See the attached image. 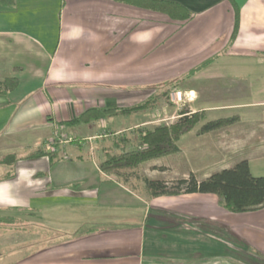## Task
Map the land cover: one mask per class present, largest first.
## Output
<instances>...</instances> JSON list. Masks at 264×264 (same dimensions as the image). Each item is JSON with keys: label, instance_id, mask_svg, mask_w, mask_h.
<instances>
[{"label": "crops", "instance_id": "0c3cea01", "mask_svg": "<svg viewBox=\"0 0 264 264\" xmlns=\"http://www.w3.org/2000/svg\"><path fill=\"white\" fill-rule=\"evenodd\" d=\"M158 1L191 15L172 20L113 0L0 1V80H18L0 95V264H264V206L232 213L213 194L149 196L140 177L166 170L154 163L142 174L139 166L122 175L100 170L105 153L119 152L118 135L157 126L161 113L173 118L160 98L129 123L113 116L58 125L90 108L159 97L207 61L167 96L191 91V113L264 107L237 97L264 91V70L245 67L264 63V0ZM196 81L237 100L204 103ZM226 118L228 126L195 133L196 149L245 156L257 176L251 158L264 162V116ZM57 133L70 143L41 155Z\"/></svg>", "mask_w": 264, "mask_h": 264}, {"label": "trees", "instance_id": "16d2710c", "mask_svg": "<svg viewBox=\"0 0 264 264\" xmlns=\"http://www.w3.org/2000/svg\"><path fill=\"white\" fill-rule=\"evenodd\" d=\"M1 2L6 0H0ZM142 9L165 14L172 20H186L190 13L177 3L158 0H113ZM239 13L235 9L234 26L230 36L232 43L238 33ZM210 61L191 70L185 76L167 84V88L190 79L196 72L206 66ZM18 84L15 77L0 80V95L11 92ZM171 89V88H170ZM169 89V90H170ZM162 94L168 100V92ZM157 95H151L144 101L130 107L112 108H90L83 111L79 116L68 120L60 121L58 125L72 127L74 125L86 124L91 121L101 120L113 116H129L149 109L157 103ZM205 111H181V117L172 124H159L153 127H140L133 131L130 138L124 134L118 135L117 139L122 140V146L117 153H105L104 160L99 162V168L107 175H122L126 170H133L141 163L162 158L164 156L179 152L177 145L180 138L191 132L196 126V134L201 135L228 126L233 118H218L207 121ZM71 141H73L71 139ZM132 143L131 147L127 146ZM50 152L42 151L41 155H49ZM41 155H34L39 157ZM160 170H164L161 168ZM133 174V173H132ZM144 188L149 196L179 195V194H213L221 206L232 213H243L256 210L264 206V176H253L250 172L248 162L240 160L233 166L211 173L203 179H197L192 173L186 178H180L171 185L163 180L140 177Z\"/></svg>", "mask_w": 264, "mask_h": 264}, {"label": "rangeland", "instance_id": "374dc122", "mask_svg": "<svg viewBox=\"0 0 264 264\" xmlns=\"http://www.w3.org/2000/svg\"><path fill=\"white\" fill-rule=\"evenodd\" d=\"M245 67H247L249 70H256V72L261 74V71L264 70V63L263 65L262 64L258 65V64H255L254 61H247ZM252 77L253 76H251L250 78ZM194 84L197 86V88H200L201 90H203L202 94H204V96L202 97V100H204V103H207V104L227 103L231 99H234L237 96L236 95L233 97L230 93L223 95V93L225 92L219 91L218 89H212L213 87L211 86V84H208L206 82L202 83L200 81H196ZM176 87L184 88L183 82L178 84L177 86L169 87L165 91L169 90L170 88L172 89ZM256 88H258V86ZM241 96H242L241 101L246 100L248 101V103H253L254 101H257V100H264V91L263 92L245 91L242 93V95L237 96L238 99H241ZM237 97H236V100H237ZM158 98H160L159 99L160 106L162 105L163 107H165V109L174 111V113L172 114L173 118L169 119L168 121L167 119H164V117L161 116L162 115L161 113L160 116L157 117V119H159L157 121L158 125L163 124V123H168V124L175 123L181 117L180 115L181 111L186 110V111H189V113H191L190 110H193L191 109L193 108V105L189 104V102L191 101L187 102L181 108H178V106H174L172 103L166 100V96L165 94L163 95L162 92H160ZM194 99H195V96L193 94V100ZM189 106H191V108H189ZM194 110L199 111L196 109ZM204 114H205L206 120H213L214 118H218V117L226 118V116H231V117L264 116V107L254 108V109L253 108L252 109H224V110H219V111H215L211 113L204 112ZM129 116H121L120 118L121 122L122 123L131 122L134 116L133 117L132 116L129 117ZM198 127L199 125L196 126V128L193 129L191 132H188L187 134L183 135L180 138V140L177 143L179 147V152L164 156L159 159L141 163L139 165L138 170H136V173L142 174L146 166L152 165L154 163L158 165L159 167H165L166 170L162 171L161 173H157V174L147 172V174L149 175V178L155 179V180L171 178L169 181H167L169 185H171L172 183H174L175 180L180 179L179 175L182 173L186 175H189L190 173H192L195 177L201 179L206 174L209 175L222 168L232 166L236 162L240 161L241 159L246 158L245 156L242 157V155H235V154L219 155L215 153V151L213 150H212V154H205L209 152L207 151V149L205 148L200 149V150L196 149L195 139H197V137L195 136V133ZM69 132L71 133L72 131L69 130ZM207 142L208 141H204V144H207ZM8 159H11V158L9 156L5 157L4 159L5 162H9ZM251 159H252L251 161L252 164L254 163L253 169H252L254 174L257 176H264V162L259 161L261 159L260 156L256 155L255 157ZM221 163H226L227 166L220 167ZM138 181H139V178H138Z\"/></svg>", "mask_w": 264, "mask_h": 264}, {"label": "built area", "instance_id": "2783aa9c", "mask_svg": "<svg viewBox=\"0 0 264 264\" xmlns=\"http://www.w3.org/2000/svg\"><path fill=\"white\" fill-rule=\"evenodd\" d=\"M169 101L174 105L181 108L187 102L193 100V93L191 91L185 92L181 90H173L168 96ZM70 143V139L64 136L59 135L58 133L49 139L46 143V150L49 152H54L58 147L65 146Z\"/></svg>", "mask_w": 264, "mask_h": 264}]
</instances>
